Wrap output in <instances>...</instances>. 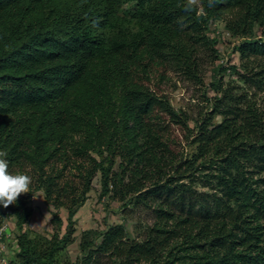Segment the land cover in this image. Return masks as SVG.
I'll return each instance as SVG.
<instances>
[{"label": "trees", "instance_id": "trees-1", "mask_svg": "<svg viewBox=\"0 0 264 264\" xmlns=\"http://www.w3.org/2000/svg\"><path fill=\"white\" fill-rule=\"evenodd\" d=\"M186 3L0 0V150L11 173L35 177L30 193L0 206V227L9 212L21 233L19 264L65 263L97 176L102 193L151 209L154 221L141 240L124 224L83 231L80 264H264V109L220 75L264 90V0H203L191 11ZM215 21L240 38L242 71L217 67L218 94L195 131L163 85L170 71L203 83L202 54L219 55ZM173 128L194 145L190 155H178ZM73 167L81 188L66 178ZM38 190L68 208L60 237L24 230ZM52 222L60 228L56 212Z\"/></svg>", "mask_w": 264, "mask_h": 264}, {"label": "rangeland", "instance_id": "rangeland-1", "mask_svg": "<svg viewBox=\"0 0 264 264\" xmlns=\"http://www.w3.org/2000/svg\"><path fill=\"white\" fill-rule=\"evenodd\" d=\"M262 28L256 26L254 28L255 37H259ZM224 23L222 21H215L211 24L209 34L211 36L219 35V41L216 44L218 49V57L214 59L208 56L206 53L202 54V80L203 83L199 84L192 80H187L180 74L170 71L168 73V79L166 85L163 88L166 90L171 105L177 111H183L189 116V126L196 131L195 123L202 117H205L206 113H209L211 106L207 98H211L218 94V92L212 88L211 82L215 77L223 76V85L227 87L229 84L235 85L236 90L240 93L247 94L256 100L259 109H264V90H259L252 86L250 83H244L236 73L230 71L227 73L220 72L217 74V67H229L235 65L240 71V56L235 50V46L240 41L239 37L227 36L225 33ZM234 86V87H235ZM257 95V96H254ZM205 115V116H203ZM221 116L216 115L214 122L221 121ZM174 136L176 133L177 140L181 143L178 146V155L183 157L190 155L194 150V145L186 144V140L182 136L181 131L177 128H173ZM95 157L97 155L93 153ZM180 155V156H181ZM27 172V173H26ZM26 172L17 171L13 174L24 173L29 175L33 179V171L28 168ZM66 178L68 181L76 187H80L81 177L78 175L76 168L69 169L66 172ZM194 187L199 191H209L208 188L195 184ZM81 188V187H80ZM110 194H104L101 192V184L99 176H97L92 183V189L87 194L85 203L80 206L74 216L75 219V240L70 244L66 251L69 258H64L65 252L62 253V259H65V263L70 261V264H80L77 258H82L79 242L83 231L85 230H97L104 232L110 226L116 224H124L128 230L129 237L141 240L145 236L147 227L151 226L154 221V213L151 209L144 206H125V203L121 200L111 198ZM30 206L33 208L32 216L29 222L24 226V230L30 237L42 235L50 239L54 235L59 237L65 232L67 223L68 208L56 207L53 204H48L45 201L44 193L42 190L35 191L32 194V198L29 200ZM57 213L61 220L60 228L56 223L52 222L54 213ZM20 231L15 226V218L5 212L3 222L0 227V264H19L17 252L19 247L17 239L20 235ZM60 257V258H61ZM68 260V261H67ZM103 264H108V259L105 257L102 259ZM64 263V264H65Z\"/></svg>", "mask_w": 264, "mask_h": 264}, {"label": "clouds", "instance_id": "clouds-1", "mask_svg": "<svg viewBox=\"0 0 264 264\" xmlns=\"http://www.w3.org/2000/svg\"><path fill=\"white\" fill-rule=\"evenodd\" d=\"M203 0H187L185 11H191L194 6H202ZM215 0H208L209 6H214ZM8 153L0 150V206L7 208L15 205L18 198L31 192L32 178L24 173L13 174L9 171Z\"/></svg>", "mask_w": 264, "mask_h": 264}, {"label": "built area", "instance_id": "built-area-1", "mask_svg": "<svg viewBox=\"0 0 264 264\" xmlns=\"http://www.w3.org/2000/svg\"><path fill=\"white\" fill-rule=\"evenodd\" d=\"M225 33L227 34V36H229V35H230V33H229L228 31H225Z\"/></svg>", "mask_w": 264, "mask_h": 264}]
</instances>
